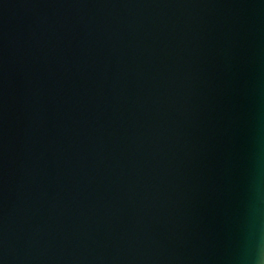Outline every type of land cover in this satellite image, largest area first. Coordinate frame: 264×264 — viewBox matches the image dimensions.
Returning a JSON list of instances; mask_svg holds the SVG:
<instances>
[{"label":"water","instance_id":"obj_1","mask_svg":"<svg viewBox=\"0 0 264 264\" xmlns=\"http://www.w3.org/2000/svg\"><path fill=\"white\" fill-rule=\"evenodd\" d=\"M0 264H264V0H0Z\"/></svg>","mask_w":264,"mask_h":264}]
</instances>
